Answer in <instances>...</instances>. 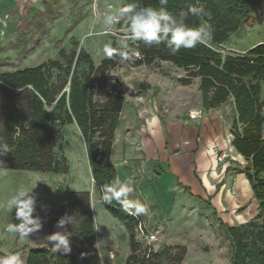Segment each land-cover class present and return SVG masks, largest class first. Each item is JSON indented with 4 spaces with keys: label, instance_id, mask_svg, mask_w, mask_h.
Instances as JSON below:
<instances>
[{
    "label": "trees",
    "instance_id": "1",
    "mask_svg": "<svg viewBox=\"0 0 264 264\" xmlns=\"http://www.w3.org/2000/svg\"><path fill=\"white\" fill-rule=\"evenodd\" d=\"M260 2L264 5V0H168L162 6L159 0H124L120 8L130 3L164 7L188 27L210 24L213 39L207 45L181 48L176 55L165 44L149 47L141 41L129 42L140 52V58L121 65L104 57L95 63L90 53L79 46V40L72 37L53 58L0 73V139L11 149L3 157L6 169L66 173L69 167L63 136L65 126L75 123L101 198L103 188L119 181L112 154L127 95L122 77L110 79L109 72L125 66L169 62L185 71L177 78L180 85L198 79L204 109L232 99L235 114L230 124V143L243 159L242 163L235 161L233 170L245 176L257 212L239 224L219 219V227L229 243L230 264H264V41L244 53L222 55L220 51L231 33L258 14ZM191 6L203 7L206 15L188 13ZM103 203L128 232L130 252L123 264H183L186 246L155 248L145 237L138 236L141 216L128 215L115 201ZM65 215L74 218L72 229L68 226L73 232L72 251L61 254L51 252L47 245L30 247L25 264H101L90 192L67 191L49 222L47 235L60 230L57 221Z\"/></svg>",
    "mask_w": 264,
    "mask_h": 264
},
{
    "label": "crops",
    "instance_id": "2",
    "mask_svg": "<svg viewBox=\"0 0 264 264\" xmlns=\"http://www.w3.org/2000/svg\"><path fill=\"white\" fill-rule=\"evenodd\" d=\"M21 1L0 0V55L3 50L15 48L14 46L18 45L17 40L21 34H16L19 30L13 23L23 12L20 6ZM14 2H20V4L15 6ZM235 51L243 50L235 49ZM141 66L150 65L138 67ZM196 81L194 101L187 100L186 94H181L190 84L180 85L175 82L173 85H160L149 82L150 86L131 85L133 91L127 88L126 102L115 131L112 160L118 179L123 182L132 178L134 191L129 197L132 201L148 207L147 219L142 215L141 219L145 230L156 236V239L151 242L155 248L163 245L187 247L185 237L182 235L184 226L178 222L186 207L182 202L185 194L193 198H206L213 192L223 193L224 190H229L230 193V189L234 190L241 185L248 187L245 176L236 174L233 170L236 165L235 160H232L234 155L238 157L236 160L238 162L242 157L230 143V124L235 114L232 99L216 108L204 109L198 89V79ZM155 93L158 94L157 98L154 96ZM197 108L203 109L202 116L198 119H189L188 111ZM219 150L225 151V160L221 158L217 161L215 156L216 151ZM88 169L89 187H77L74 190H90L97 242V216L110 222L117 220H113L115 218H112L111 213L105 208L100 192L93 183L89 164ZM5 171L6 174L0 172V256L13 253V248L21 242L31 247L46 245L38 238L47 235L48 224L65 194L61 198L59 187L53 184L47 191L49 184L47 185L46 180L50 176L40 174L46 172L24 170L29 172L17 174V172H11V169H5ZM17 175H23L24 181L21 185L35 186L33 192L37 197V206L34 215H39L43 220L41 230L32 234L27 240H21L6 231V226L12 221L18 223L15 218V209L10 213L4 206L15 190L9 185L10 178ZM92 189L95 196L92 195ZM175 197L181 199V202H175ZM165 206L172 210L169 223L167 220L161 221V218L156 219V216H161V210ZM126 234L128 242L127 230ZM16 249L15 247L14 250ZM129 252L128 243L126 256ZM113 253V249L108 250L110 264L115 258ZM20 255L23 257L22 253Z\"/></svg>",
    "mask_w": 264,
    "mask_h": 264
},
{
    "label": "rangeland",
    "instance_id": "3",
    "mask_svg": "<svg viewBox=\"0 0 264 264\" xmlns=\"http://www.w3.org/2000/svg\"><path fill=\"white\" fill-rule=\"evenodd\" d=\"M123 1L22 0L20 6L23 12L20 18L15 20L13 14V22L15 20L13 24L19 30L16 34H21L17 40L19 46L15 45V48L2 51L0 71L7 72L31 67L48 58H53L60 47L69 45L72 37L79 40V46L90 53L94 62L98 63L102 58L99 53L105 44L118 46L123 39L126 28L118 29L115 25L111 29H106L101 22L106 13L118 10ZM19 4L20 2H17L14 5ZM260 41H264V5L261 2L258 4V14L253 20L231 33L221 49L234 51L239 49L244 53ZM221 54L229 53L222 51ZM184 74L183 69L177 68L169 62L157 61L150 66L114 68L108 76L110 79L121 76L126 88L133 91L131 85L150 86V83L173 85L177 82V78ZM196 84L197 81L194 79L186 91L181 93L182 95L186 94L187 100H195ZM154 96L157 98L158 94L155 93ZM63 144L68 171L66 173H40L50 176L46 180L47 185L49 184L47 191L52 184L58 186L61 198L64 193L77 187L88 188L90 180L85 145L75 123L65 126ZM216 152L217 161L221 158L225 160L224 150ZM226 154L229 156L228 151ZM233 158L232 160H238L236 155ZM239 160L240 163L243 162V159ZM11 172L23 174L19 172L29 171L11 169ZM23 181V175H17L10 178L9 185L15 189L16 186L23 184ZM84 190L90 191L89 189ZM93 191L92 189V195H94ZM184 197L182 202L186 207L178 220L184 226L182 235L187 244L183 264H230L229 243L219 227V219L225 223L239 224L256 214L257 203L249 184L248 187L241 185L234 190L230 189V193L229 190H224L223 193L213 192L206 198H193L189 194H185ZM175 202L180 203L181 199L175 197ZM162 209L161 216H156V219L161 218V221L167 220L169 223L172 210H169L168 206ZM111 216L118 223L97 216V243L101 264H110L108 262L109 249H113L115 253L111 264H123L128 253L126 228L120 220L118 221L112 214ZM142 217L147 219V215H142ZM12 223L14 222L12 221ZM15 247L16 250H14ZM15 247L13 253H22L25 262L28 249L31 246H26L21 242Z\"/></svg>",
    "mask_w": 264,
    "mask_h": 264
},
{
    "label": "clouds",
    "instance_id": "4",
    "mask_svg": "<svg viewBox=\"0 0 264 264\" xmlns=\"http://www.w3.org/2000/svg\"><path fill=\"white\" fill-rule=\"evenodd\" d=\"M159 3L163 6L168 3V0H159ZM188 13L197 16L206 15L203 7L196 6L189 7ZM101 22L106 29H111L115 25H122L126 28L118 46L113 47L111 44H105L99 53L102 57L116 60L121 65L140 58V52L130 47L129 42L141 41L149 47L165 44L170 53L176 55L181 48L191 49L198 44L207 45L213 39V30L210 24L188 27L182 19H177L164 7L156 9L141 6L138 3H130L114 12L106 13ZM10 151L9 145L0 139V172L4 174H6L7 163L3 157L7 156ZM34 187L17 186L4 205L10 213L15 209V218L18 221V223L8 224L6 231L21 240L30 239V236L38 233L43 226L42 218L39 215H34L37 206V197L33 192ZM133 191L132 178L123 182L117 180L102 189L101 200L107 203L115 201L130 216L148 215L149 209L145 204L127 199ZM73 223L72 215L62 216L56 225L60 230L38 239L42 240L51 252L68 254L72 251L71 237L73 235L68 226L70 225L72 229ZM0 264H25V262L19 253H9L0 256Z\"/></svg>",
    "mask_w": 264,
    "mask_h": 264
},
{
    "label": "built area",
    "instance_id": "5",
    "mask_svg": "<svg viewBox=\"0 0 264 264\" xmlns=\"http://www.w3.org/2000/svg\"><path fill=\"white\" fill-rule=\"evenodd\" d=\"M222 51H226V52H236L234 50H229V49H221ZM203 114V109L199 108V109H192L188 111V118L189 119H198L202 116ZM138 233L140 236L145 237L146 241L151 243L156 239V236L154 233H149L145 230L144 226L142 223L138 224L137 227ZM147 232V233H146ZM110 255H112V252H110Z\"/></svg>",
    "mask_w": 264,
    "mask_h": 264
}]
</instances>
